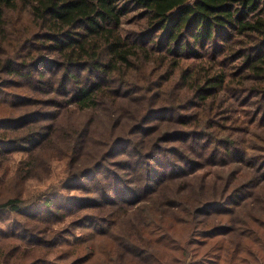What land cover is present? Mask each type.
I'll return each mask as SVG.
<instances>
[{
  "label": "trees",
  "instance_id": "trees-1",
  "mask_svg": "<svg viewBox=\"0 0 264 264\" xmlns=\"http://www.w3.org/2000/svg\"><path fill=\"white\" fill-rule=\"evenodd\" d=\"M0 264H264V0H0Z\"/></svg>",
  "mask_w": 264,
  "mask_h": 264
}]
</instances>
